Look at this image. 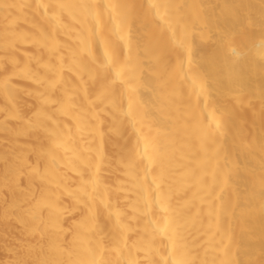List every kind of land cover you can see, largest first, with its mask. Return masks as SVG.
Segmentation results:
<instances>
[{
    "label": "bare ground",
    "instance_id": "obj_1",
    "mask_svg": "<svg viewBox=\"0 0 264 264\" xmlns=\"http://www.w3.org/2000/svg\"><path fill=\"white\" fill-rule=\"evenodd\" d=\"M0 264H264V0H0Z\"/></svg>",
    "mask_w": 264,
    "mask_h": 264
}]
</instances>
